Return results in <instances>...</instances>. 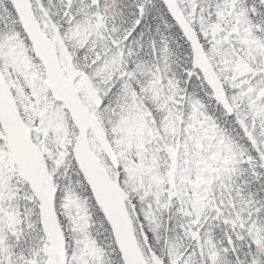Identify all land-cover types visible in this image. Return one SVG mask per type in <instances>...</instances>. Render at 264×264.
<instances>
[{
  "label": "snow or ice",
  "instance_id": "obj_1",
  "mask_svg": "<svg viewBox=\"0 0 264 264\" xmlns=\"http://www.w3.org/2000/svg\"><path fill=\"white\" fill-rule=\"evenodd\" d=\"M0 264H264V0H0Z\"/></svg>",
  "mask_w": 264,
  "mask_h": 264
}]
</instances>
